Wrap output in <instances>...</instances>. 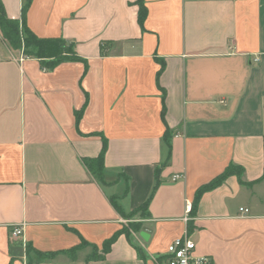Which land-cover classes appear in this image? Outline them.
<instances>
[{
  "label": "crops",
  "instance_id": "obj_1",
  "mask_svg": "<svg viewBox=\"0 0 264 264\" xmlns=\"http://www.w3.org/2000/svg\"><path fill=\"white\" fill-rule=\"evenodd\" d=\"M136 1L32 0L27 27L79 57L51 70L0 33V264H161L183 235L264 264V0H144L143 29Z\"/></svg>",
  "mask_w": 264,
  "mask_h": 264
},
{
  "label": "trees",
  "instance_id": "obj_2",
  "mask_svg": "<svg viewBox=\"0 0 264 264\" xmlns=\"http://www.w3.org/2000/svg\"><path fill=\"white\" fill-rule=\"evenodd\" d=\"M32 0H24L21 9L20 19H11L7 17L3 3L0 0V33L3 40L14 50H20L22 55L27 58H36L40 61L41 67L44 70H51L64 62L77 61L79 57L75 51V43L67 41L61 37H49L41 38L36 36L26 25V13ZM135 4L138 7L137 22L143 29L144 21L147 16V8L144 0H137ZM163 67V65H162ZM162 69V68H161ZM106 151V144L103 141V147L97 157L91 159H83V163L87 170L93 175V177L102 185L105 184L102 178L103 160ZM263 151H264V137H263ZM242 168L237 165L230 164L225 170L211 180L209 183L201 186L195 193V201L193 209L195 208L199 198L204 192L210 191L218 187L227 177L235 175L240 177L242 175ZM264 180V162H263V174L261 177ZM159 185V181L156 180L153 191ZM112 203L117 211L122 214L121 210L112 199ZM149 201L145 202L142 206L135 210V213L144 212L148 206ZM123 215V214H122ZM124 216V215H123ZM132 226V225H130ZM121 233L129 234L127 229L120 231ZM120 234V233H119ZM118 234L113 238L104 242L101 254H93L92 258L99 259L109 252L111 245L116 240ZM83 245H86L83 242ZM30 251L29 247H26V254ZM38 256H42L37 253Z\"/></svg>",
  "mask_w": 264,
  "mask_h": 264
},
{
  "label": "built area",
  "instance_id": "obj_3",
  "mask_svg": "<svg viewBox=\"0 0 264 264\" xmlns=\"http://www.w3.org/2000/svg\"><path fill=\"white\" fill-rule=\"evenodd\" d=\"M179 178L178 175L173 176L175 181ZM244 213L248 211L242 210ZM13 236H20L22 234L21 227H15L11 230ZM195 244L188 235H183L176 238L169 246L168 252L163 258L161 264H213L212 259L207 256H197L194 253Z\"/></svg>",
  "mask_w": 264,
  "mask_h": 264
}]
</instances>
